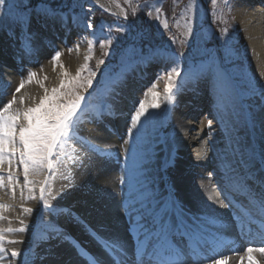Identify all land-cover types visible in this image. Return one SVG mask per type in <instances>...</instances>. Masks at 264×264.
Wrapping results in <instances>:
<instances>
[{
    "label": "bare ground",
    "instance_id": "bare-ground-1",
    "mask_svg": "<svg viewBox=\"0 0 264 264\" xmlns=\"http://www.w3.org/2000/svg\"><path fill=\"white\" fill-rule=\"evenodd\" d=\"M97 1L109 9L102 0ZM262 5L260 0H236L235 7L251 40L252 53L260 57L264 65ZM75 30L73 22L67 25L42 22L36 30L27 28L22 35L12 33L8 34L9 39H1L0 104L15 96L18 104L14 108L32 106L44 95L45 87L51 90L59 86L65 71L69 78L76 75L85 63L86 48L82 44L71 47L70 42L77 34ZM56 52L61 53L59 61L53 59ZM23 69L37 74L31 83L22 79ZM148 77L144 69L141 75L118 85L105 109L106 117L104 112L99 119L95 111L84 114L79 134L89 143L69 142L64 148L63 162L53 171L45 168L43 179L37 180L30 172L28 181L31 183H26L17 153L11 165L14 180L9 182V165L5 161L0 168V175L4 176L0 204L8 207L0 209V217H3L0 229L5 230L7 252L16 249L20 256L13 259L8 255L0 264H93V261L117 264L114 257L119 258V264H173L177 257L179 264H214V261L249 264L246 249L234 246L233 239L240 225L222 209L219 198L211 191L212 188L220 190L219 181L239 176L246 191L264 196V181L259 188L256 182L245 181V172L232 159L234 145L227 140L228 135L232 136L230 115L222 108L225 100L216 90L202 85L184 93L180 104L174 108L178 143L170 147L154 130L150 105L153 93L158 94L159 100L158 86L148 96L145 103L148 111L141 117V123L132 126L135 128L132 134L126 132L129 117L137 109L140 87ZM21 83L24 87L16 92ZM207 99L220 109L225 127L218 124L209 127L213 115H207L206 133L200 123L205 112L201 111L199 117L196 114L199 104H207ZM226 143L228 147L223 148ZM89 144L104 151H94ZM57 170L63 174L65 195L53 198L57 204L50 205L55 209L53 212L43 208V201ZM168 170L173 173L177 192L181 191L183 197L170 189ZM41 188L44 189L43 199ZM48 225L59 229V233ZM21 227L25 228L24 232L7 231ZM39 227L44 231L39 232ZM177 227L187 231L196 243H215L218 236L224 234L223 242L228 249L223 252L216 249L205 259L187 262L173 247L172 237ZM10 240L22 242L9 244ZM113 242L123 247V254L110 247ZM250 247L264 245L257 242ZM254 255L264 264V255L259 252Z\"/></svg>",
    "mask_w": 264,
    "mask_h": 264
},
{
    "label": "rangeland",
    "instance_id": "rangeland-1",
    "mask_svg": "<svg viewBox=\"0 0 264 264\" xmlns=\"http://www.w3.org/2000/svg\"><path fill=\"white\" fill-rule=\"evenodd\" d=\"M54 1L60 2V0ZM76 1L81 4L83 11L81 16L75 18L66 16L62 18L61 15L48 17L40 13L39 9L41 7H49L47 3L42 2L39 5H36L35 10H29L24 8L26 4L25 0H6V8L9 11V16L5 17V9L0 8V40L9 39L8 34L12 33L22 35L27 28L36 30L42 22L55 23L64 21L69 23L70 21H73L77 28V34L72 38L73 41H71V47L73 48L76 45L82 44L86 48L85 63L78 72L84 86L79 87L78 91L81 95L86 97V101L92 106L89 109L83 110V113H87L89 111H94L95 107H104L109 97L112 96L115 91L117 84H119L122 79L126 80L130 78V76L132 77L134 72L139 71L144 64L138 65L135 63L126 65L122 68L120 76L117 79L107 77L105 87L102 91L96 90V83L94 81L97 79L98 73L92 75V71L88 70L87 62L92 56H97L101 52L103 48L102 45L105 44V40L109 38V35L99 31L96 38H91V34L86 25L90 19L89 13L91 6L95 3L92 2V0ZM108 1L113 6L117 7L123 16H125L124 11L127 12L128 10L139 17V26L141 28L140 37L143 39L149 38L160 41L165 39L168 41L170 37L168 34L169 26L173 31L181 30L186 38L182 42L184 48L188 50L191 49L193 52L191 55L193 60L192 62H188L189 65H193L194 62L201 65L199 69L191 68L190 74L180 73L179 76L172 74L170 80L169 74L171 73V69L179 66L178 70L180 72V69L182 68L181 63L174 57L175 55L170 53V55H168L169 61L168 59L163 60V63L167 68H162L160 70L161 75L155 80L152 86H146L145 89L142 90V95L139 96V98L140 102H145L152 88L155 86L160 88V107L153 109L154 130L156 131V134L166 139L169 146L177 144L179 138L176 132L177 118L173 110L174 105L179 104L181 96L184 93L190 92L200 85L214 90L216 88L222 93V96L225 99L223 107L231 116L232 136L229 138L234 142L232 159L238 164L240 170L245 172L247 180L248 178L255 179L258 176L264 177V65H262L261 58L255 56L251 51V40L247 37L246 30L243 28L242 23L235 13L232 6V0L222 2L223 5L221 9L223 12L222 18L232 24L233 33L231 34V32L226 29V32L224 31V34L222 33L221 35L216 34V29L211 23L212 20L209 22L207 16V29L205 30L202 28L203 15L206 11L202 0H189L187 2L188 12L183 11L179 15V18L172 22V24H169L166 17L162 16L161 13L157 11L159 10V5L153 0ZM192 5H194V7H190ZM100 8L105 13L113 16L103 7ZM149 12H151V16L147 14ZM121 25L123 24L116 22V24H113V28L116 30ZM165 25H167V27H165ZM123 26L125 30L122 31V33L126 32L128 29L125 25ZM189 28H191L190 33ZM234 35L236 37L233 39ZM217 39H220L221 42L219 43ZM233 42L236 46L231 47ZM210 44H213V46ZM229 47L231 48L229 49ZM239 49L247 55L246 65L248 69L245 72L246 74L244 78L247 77L248 79L238 78L232 81L231 77L224 73L220 65L226 63V60H228L227 64L228 62H235L238 59L236 57L237 54L235 56V52ZM114 54L115 51L112 50L108 55L112 58V55ZM205 54H209L208 61L205 58ZM244 57L246 59L245 55ZM124 59L125 57L122 58L121 61L123 62ZM22 72V79L27 81L28 72L24 69ZM89 79L92 80L91 87H87V80ZM170 83L174 98L171 102L166 98L168 96L166 89ZM133 116L130 117V124ZM203 119L204 118L201 120L203 121ZM201 125L204 128L206 127L205 122H202ZM134 130L129 125L126 132L132 134V131ZM226 146L227 144L224 147ZM173 171H176L175 167H173ZM33 174L37 180H41L45 175V168L39 172H33ZM62 178L63 174L61 170H57L47 188V194L44 199L48 201V204L53 206L57 205L53 198H56V196L63 197L65 195H63L65 191H63L62 187ZM168 180L171 188L176 191L173 173L169 170ZM241 182L244 183L242 179ZM178 194L183 197L181 191H179ZM38 231H44V228L39 227Z\"/></svg>",
    "mask_w": 264,
    "mask_h": 264
},
{
    "label": "snow or ice",
    "instance_id": "snow-or-ice-1",
    "mask_svg": "<svg viewBox=\"0 0 264 264\" xmlns=\"http://www.w3.org/2000/svg\"><path fill=\"white\" fill-rule=\"evenodd\" d=\"M213 3L216 0H212ZM25 9L27 5L24 6ZM194 7V5L190 6ZM0 8H4V16H9V11L6 8V0H0ZM159 11V10H157ZM39 12L48 17H55L57 12L48 6L41 7ZM151 16V12L147 13ZM125 20H127V14H125ZM87 28L91 29L93 27L91 21L89 20L86 25ZM167 27V25H165ZM117 31H124L123 25L116 29ZM191 28H189V33ZM226 32V30H225ZM91 43V42H90ZM108 45L112 44V39L109 37L105 40ZM103 46V45H102ZM71 50V49H70ZM61 56L60 52H56L53 57L54 60L59 61ZM103 63V61H100ZM178 67L171 69L169 74V79L171 80L172 74L176 76L180 75ZM82 71V70H81ZM35 72L28 73V82L31 83L32 79L36 77ZM95 75V72H92ZM64 79L60 81L58 87H53L51 90L44 88V95L40 97L39 102L32 106L26 108L15 107L18 104L17 98L13 96L10 101L4 104H0V168L4 165L5 161L9 165V172L7 175V180L12 182L14 177L11 172L12 158L19 154V160L23 165L24 179L26 183H31L28 181V176L30 172H39L44 168L49 171H53L55 166L62 163V157L65 155L64 148L71 141H80L81 143L88 144L84 138L79 134L80 125L83 122V110L89 109L92 106L86 101V97L81 95L78 91L79 87L84 86L81 81L80 74L77 73L76 76L69 78V73L65 71L63 73ZM92 80H87V87H91ZM43 87V85H41ZM24 87L21 83L19 87L16 88V92ZM168 96L166 97L169 102L173 101L172 86L171 83L166 89ZM20 103H23V98L20 99ZM151 108L157 109L160 107L158 100V94L153 93V102L150 105ZM148 111L144 101L139 103V109L135 111L132 117L131 124L133 127L141 123V117L145 115ZM103 115V112L97 108L95 109V116L99 119ZM209 127H211V121L208 122ZM94 151L103 152L98 146L89 144ZM76 159L73 158V163ZM4 186V176L0 175V187ZM13 194H15V188L12 189ZM44 189L41 188V199H43ZM8 207L7 205L0 204V209ZM43 208L55 211L51 209L47 200L43 201ZM26 211L31 212L32 209H26ZM3 217H0L2 219ZM41 218L43 222V213H41ZM23 224V221H21ZM49 228L53 232L59 233V229H56L50 225ZM5 230L0 229V261L7 260L8 255L13 259L20 256V252L16 249H12L10 253L7 252L4 246L5 237L3 235ZM8 232L18 231L24 232L25 228L21 227L19 229H7ZM22 241L10 240L9 244L21 243ZM111 248H115L121 254L124 253L123 247L118 242H113L110 245ZM259 252L264 255V247L253 248L248 247L246 249L247 260L249 264H260V261L256 259L254 253ZM119 264V258L114 257ZM244 257H241V261ZM95 264V261H93ZM173 264H179V257L173 262ZM214 264H219V261H214Z\"/></svg>",
    "mask_w": 264,
    "mask_h": 264
},
{
    "label": "trees",
    "instance_id": "trees-1",
    "mask_svg": "<svg viewBox=\"0 0 264 264\" xmlns=\"http://www.w3.org/2000/svg\"><path fill=\"white\" fill-rule=\"evenodd\" d=\"M28 6L39 5L40 3H47L51 9L55 10L57 13L66 14L72 13L73 15H78L81 13V7L77 3L76 0H60V2L54 0H27ZM159 4V12L162 16H165L168 23L172 24L175 20L179 18V15L186 11L188 12V4L189 0H153ZM206 7V14L208 15L209 22L210 20L212 25L216 29V34L221 35L226 29L233 33L232 24L228 23L226 20L222 18V0H216L215 3L212 0H202ZM176 6V7H175ZM91 23L93 27L90 29L93 35H96L99 31L108 34L112 39V44L108 45L105 43L101 52L97 56H93L90 58L88 62V69L92 72L98 73L102 68L115 56L119 50L126 46L125 52L126 57L125 61H127L128 65L133 64L139 60H142L148 56H152L156 54V51H162L163 53L173 54L176 58H178L183 71H189L191 68L198 69L199 65L197 62L193 63V65H189L188 62H192L191 55L193 54L192 50H188L184 48L182 42L186 39L181 30L173 31L172 29H168V34L170 35L169 40L166 41L163 39L160 40H152V39H143L140 37L141 28L139 26V17L137 15L132 14L127 10L125 14H127V19L132 24V30H126V32L122 33L113 28V24L118 22L119 24H123L126 27L128 26V22L126 20L118 19L114 16H111L105 13L103 10L98 8L96 5L91 6ZM204 14V17L205 15ZM203 17V28L207 29L206 20ZM176 32V33H175ZM224 34V33H223ZM132 35L134 36L132 38ZM139 36V37H138ZM236 36H233V39ZM220 43L221 40L217 39ZM220 40V41H219ZM130 42L128 45L127 43ZM213 46V44H210ZM236 46V44L231 45V47ZM229 47V49L231 48ZM112 50L115 51V54L112 55V58L108 55ZM237 54V56H236ZM245 53L242 50H238L235 52V56L238 58L235 62L227 64V68L241 74H244L248 69L246 65L247 59H245ZM110 58V59H109ZM206 58V56H205ZM103 61V63H100ZM124 64L121 62L118 65L112 67L108 72L111 76H116L121 67Z\"/></svg>",
    "mask_w": 264,
    "mask_h": 264
},
{
    "label": "water",
    "instance_id": "water-1",
    "mask_svg": "<svg viewBox=\"0 0 264 264\" xmlns=\"http://www.w3.org/2000/svg\"><path fill=\"white\" fill-rule=\"evenodd\" d=\"M105 4H107L109 7H111L112 10L116 12V9L106 0H102Z\"/></svg>",
    "mask_w": 264,
    "mask_h": 264
}]
</instances>
